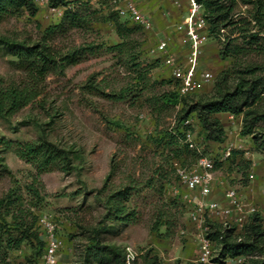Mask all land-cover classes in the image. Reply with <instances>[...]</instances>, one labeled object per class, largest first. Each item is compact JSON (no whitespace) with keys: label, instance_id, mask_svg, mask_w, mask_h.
Listing matches in <instances>:
<instances>
[{"label":"rangeland","instance_id":"obj_1","mask_svg":"<svg viewBox=\"0 0 264 264\" xmlns=\"http://www.w3.org/2000/svg\"><path fill=\"white\" fill-rule=\"evenodd\" d=\"M136 1L152 15L154 30L171 34L175 50L181 51L179 33L166 25L180 20L185 8L167 0ZM250 7L237 1L236 17L248 15ZM69 11L77 14L75 25L57 31L46 44L60 54L77 50L75 61L39 78L37 102L0 116V262L38 264L44 241L35 216L47 212L63 217L57 232L64 264H99L88 254L92 238L123 254L130 246L135 251L130 264H145L147 254L161 264H200L187 216L190 206L174 192L183 191L174 163L190 164L194 154L174 134L181 131V102L173 104L163 96L173 84L160 57L148 50L154 35L113 15L107 0H79ZM51 22L39 6L35 14L24 7L0 13V86L30 79L27 67L7 52L5 43L41 41ZM117 23L127 29L121 47L114 46L121 42ZM230 29L229 36H237ZM220 46L213 36L202 45L199 66L215 78L194 92L195 97L211 96L217 75L232 67V57L219 56ZM237 58L264 62V53L251 50ZM221 120V143L206 141L193 120L192 130L204 151L217 156L227 141L249 149L251 156L244 158L241 148L236 161L216 163L212 197L233 187L264 209V151L240 133L241 115L230 119L228 113L221 114ZM42 136L66 150L67 168L57 163L44 169L20 156L22 143ZM124 188L129 220L104 217L108 195Z\"/></svg>","mask_w":264,"mask_h":264},{"label":"trees","instance_id":"obj_2","mask_svg":"<svg viewBox=\"0 0 264 264\" xmlns=\"http://www.w3.org/2000/svg\"><path fill=\"white\" fill-rule=\"evenodd\" d=\"M49 1L53 5L64 3V0ZM197 1L203 5L211 36L217 37L220 28L229 27L231 31H236L237 36L233 37L229 36L226 31L227 34L224 41L220 42L218 52L221 58L232 57L234 59L232 67L222 70L217 75L211 96L195 97V93H192L179 100L175 82L171 77L170 81L173 84L171 92L163 96L170 103L181 102L177 111L179 124L186 117H194L206 141L223 142L225 130L219 114L241 115L240 133L243 136H249L254 145L264 151V62L249 63L236 59L237 54L248 53L251 50L264 53V0ZM237 1L251 5L248 15L236 17L234 7ZM21 7H24L30 14H35L37 11L34 0H0V13ZM76 19L77 14L68 9L59 21H52L44 28L41 41L33 44L5 43L7 52L17 57L24 67H27L30 79L23 85L12 83L0 86L1 117H7L20 108L37 102L40 95L37 90L39 78L44 77L52 68L65 66L75 61L77 50L60 54L46 44V41L57 31L75 25ZM126 30L123 24H116L117 35L121 42L114 46L121 47L124 44ZM237 38L240 42L233 43ZM151 44L152 42L149 45ZM178 133L182 134V128ZM20 147L18 153L21 157L37 162L39 167L44 169L57 163L62 168L70 165L66 150L44 136L25 141ZM127 200L128 192L125 188L109 194L104 202L106 209L104 217L112 216L122 222L129 220L131 211L126 210ZM35 218L37 219V216ZM209 226L208 236L214 241L216 258L243 254L246 259L242 264H264V230L259 214L255 213L250 216L243 232H237L233 226L223 225L217 221H210ZM87 249L88 254L93 255V259H97L99 264H125L123 252L111 245L101 244L98 238H92V244ZM40 255L38 264H40ZM148 255L144 257L145 264H161L157 256Z\"/></svg>","mask_w":264,"mask_h":264},{"label":"built area","instance_id":"obj_3","mask_svg":"<svg viewBox=\"0 0 264 264\" xmlns=\"http://www.w3.org/2000/svg\"><path fill=\"white\" fill-rule=\"evenodd\" d=\"M34 1L37 6L45 8L47 17L52 21H59L64 12L79 0H64L63 4L57 5L51 4L49 0ZM167 1L175 8H185L180 20L166 25V27L171 26L175 34L179 33L177 42L181 46V51L175 50L171 34L165 32L160 34L154 30L152 15L144 11L136 0H107L110 10L119 18L136 24L144 32L149 31L154 35L148 50L151 54L160 57L161 65L175 82V89L180 100L198 91L215 77L211 70L201 69L199 66L202 45L211 34L204 16L203 5L200 2L197 0ZM225 36L226 29L220 28L216 39L222 42ZM228 116L234 119L235 114L228 113ZM193 120L192 116L181 120L182 134L174 133L187 150L194 154L190 164L174 163V172L179 184L183 187L182 192L179 188H175L174 192L190 206L187 216L194 227V236L198 243V260L203 264H242L246 259L243 254L224 258L215 257L214 241L208 236L209 222L217 221L223 225L228 224L233 226L237 232H243L250 216L257 213L264 230V209L258 208L249 197L233 187L223 188L218 198L212 197L216 182V163L233 161V159L236 161L238 154L236 151L242 146L225 141L221 144L217 156L207 154L204 151V145L197 140L192 130ZM238 130H240L239 125ZM242 152L244 158L251 156V151L245 147L242 148ZM61 215L47 212L37 214V224L44 241L40 264H64L60 259L62 240L57 232L63 219ZM134 254L135 251L130 246H126L125 264H130ZM0 264L6 263L0 262Z\"/></svg>","mask_w":264,"mask_h":264},{"label":"crops","instance_id":"obj_4","mask_svg":"<svg viewBox=\"0 0 264 264\" xmlns=\"http://www.w3.org/2000/svg\"><path fill=\"white\" fill-rule=\"evenodd\" d=\"M223 114H226V113H223ZM220 118H221V114H219ZM221 143V142H220Z\"/></svg>","mask_w":264,"mask_h":264}]
</instances>
